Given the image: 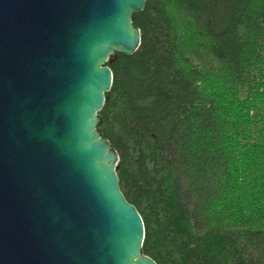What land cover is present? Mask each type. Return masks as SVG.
I'll return each instance as SVG.
<instances>
[{
	"label": "trees",
	"instance_id": "obj_1",
	"mask_svg": "<svg viewBox=\"0 0 264 264\" xmlns=\"http://www.w3.org/2000/svg\"><path fill=\"white\" fill-rule=\"evenodd\" d=\"M99 128L158 264H264V0H146Z\"/></svg>",
	"mask_w": 264,
	"mask_h": 264
},
{
	"label": "water",
	"instance_id": "obj_2",
	"mask_svg": "<svg viewBox=\"0 0 264 264\" xmlns=\"http://www.w3.org/2000/svg\"><path fill=\"white\" fill-rule=\"evenodd\" d=\"M146 0H0V264H158L99 124Z\"/></svg>",
	"mask_w": 264,
	"mask_h": 264
}]
</instances>
